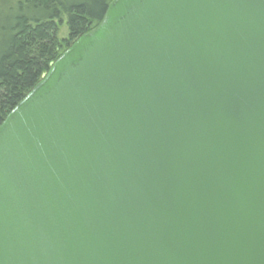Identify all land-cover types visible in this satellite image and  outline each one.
Here are the masks:
<instances>
[{"label": "water", "instance_id": "water-1", "mask_svg": "<svg viewBox=\"0 0 264 264\" xmlns=\"http://www.w3.org/2000/svg\"><path fill=\"white\" fill-rule=\"evenodd\" d=\"M0 264H264V0H113L0 125Z\"/></svg>", "mask_w": 264, "mask_h": 264}, {"label": "trees", "instance_id": "trees-1", "mask_svg": "<svg viewBox=\"0 0 264 264\" xmlns=\"http://www.w3.org/2000/svg\"><path fill=\"white\" fill-rule=\"evenodd\" d=\"M112 1L0 0V125L63 52L98 25Z\"/></svg>", "mask_w": 264, "mask_h": 264}, {"label": "rangeland", "instance_id": "rangeland-1", "mask_svg": "<svg viewBox=\"0 0 264 264\" xmlns=\"http://www.w3.org/2000/svg\"><path fill=\"white\" fill-rule=\"evenodd\" d=\"M67 36H68V28H67V24H66V21H65L63 26H62V30L60 31V38L64 39Z\"/></svg>", "mask_w": 264, "mask_h": 264}]
</instances>
